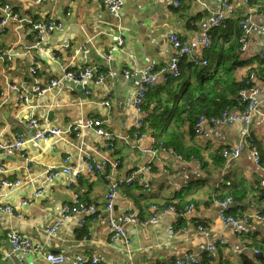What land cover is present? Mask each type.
Segmentation results:
<instances>
[{
	"label": "crops",
	"instance_id": "obj_1",
	"mask_svg": "<svg viewBox=\"0 0 264 264\" xmlns=\"http://www.w3.org/2000/svg\"><path fill=\"white\" fill-rule=\"evenodd\" d=\"M121 2V9L111 13L97 0H0L2 7H10L8 12L0 9V19L12 13L0 33V52L10 57V61L0 57V141H14L17 135L29 138L31 118L43 129L65 131L100 120L116 138V149L110 151L103 137L80 129L79 136L29 142L19 154L6 157L0 152V206L21 216L0 211V264H50L49 254L63 256L65 264H77L78 258H96L97 264H175L188 254L201 260L213 254L215 264L221 259L229 264H260L264 221L242 224L236 230L223 223L214 200L233 188L247 190V198L233 204L232 216L264 218L263 173L249 151L229 163L219 157L223 150L236 148L247 132L264 148L262 117L255 115L249 126L210 127L207 139L197 137L189 123L177 125L173 120L168 129L174 144L170 150L175 153L155 149L153 132L135 133L134 98L142 78L125 76L149 68L159 71L174 54L172 35L188 42L204 39L225 2L235 13L230 21L247 10L245 0H181L180 8L162 0ZM252 17L254 27L244 53V60L252 65L236 71L238 80L248 77L252 68L264 70V65L259 67L264 61V14ZM50 20L61 24L63 31L38 38L32 23ZM36 43L40 45L32 49ZM88 69L106 75V81L77 84L66 77L67 72ZM52 80H60L61 87L44 95L35 92ZM254 83L264 113L262 75ZM164 84L160 79L158 86ZM79 85L84 88L81 92ZM155 105L147 109L145 104V119ZM180 153L184 159L178 158ZM89 157L96 166L106 161L109 167L94 174L85 163ZM68 168L74 169L71 175L63 173ZM59 170L57 177L48 178ZM128 178H133L132 185L121 189L114 207L127 233L125 242L110 230L103 210L112 183H125ZM4 181L18 183L9 188ZM77 198L96 208L100 217L87 219L84 226L81 218L74 217L56 234H48L46 230ZM153 205H174L180 216L154 212ZM131 213L148 224L126 222L124 217ZM152 217L157 220L152 222ZM12 231L31 240L35 251L7 257L12 252L8 241ZM210 246H214L211 253Z\"/></svg>",
	"mask_w": 264,
	"mask_h": 264
},
{
	"label": "built area",
	"instance_id": "obj_2",
	"mask_svg": "<svg viewBox=\"0 0 264 264\" xmlns=\"http://www.w3.org/2000/svg\"><path fill=\"white\" fill-rule=\"evenodd\" d=\"M102 2L105 6L108 7V10L111 13H116L121 9L122 2L121 0H97ZM165 3L171 4L174 8H180L181 0H162ZM246 4L250 2V0H245ZM0 9H3L5 12L10 10L9 6L2 7L0 5ZM234 10L230 7L228 2L223 4L221 11L217 14L216 18L213 21V28H220L228 22V19L231 16H234ZM12 18V13L10 12L6 18L0 19V33L4 30V28L8 25V19ZM252 15L248 14L242 21L239 23L241 28L244 31V36L241 39V53L244 54L249 45V36L254 27L252 23ZM32 29L38 38H42L43 36H48L57 31H63V26L57 23L54 20H50L47 22H34L32 23ZM264 31V28H262ZM172 48L174 50V54L170 59V62L159 71L153 68H149L146 70H138L134 72H126L125 76L127 78H135L141 77L142 82L140 87L136 92V96L134 98V108L136 114L138 115V121L136 123V130H139L144 127L145 122V113L144 106L146 104L148 96L153 93L158 86L160 79L167 81L168 79H178L181 76V63L184 59L189 60L195 66H203L207 65V61L201 56V52L205 53L212 47V38L208 36L201 40H194L191 42L183 41L178 35H172L170 38ZM40 44L36 43L34 47H38ZM123 41H119V46H123ZM28 48V49H31ZM0 57L10 61V57L7 55V52H0ZM66 77L77 83L83 84L88 80H93L97 84H101L106 81L107 76L103 74H97L94 69L82 70L77 73L67 72ZM252 81V86L249 88L242 90L240 95V102L243 105L242 109L237 107L233 109H226L220 115L216 117H205L201 116L197 119L194 124V132L195 135L201 139L209 138L208 128L213 126H224V127H233L236 124H245L249 126L252 123V119L255 115H259L262 117L264 122V113L260 111V103L257 100V95L259 93L254 80L257 79L254 73L250 76ZM61 87L60 80H52L49 83L38 86L35 89V92L38 95H44L46 93L52 92L55 89ZM29 129L33 132L32 135L28 138L22 135H17L14 141H0V152L8 157L14 154L22 153L24 147L27 143L31 142L34 144H39L44 141H48L50 139L73 136L75 133L79 136L80 129H87L90 131H94L97 135L103 137L108 142V148L110 151H114L116 149V138L107 131L104 127V123L100 120H92L88 122L86 125H81L79 128H75L73 130H62L59 128H49L43 129L39 123V121L35 118H31L28 123ZM256 138L250 132H247L245 139L240 142V144L236 148L225 149L221 152V157L225 163H229L235 159H237L245 150H248L250 155L253 158L254 163L260 167L263 178L260 182V188L264 189V166L261 163V157L259 150L256 146ZM179 159H182L178 156ZM86 166L90 172H97V170H106L109 167V164L104 161L101 165L96 166L93 158L89 157L86 161ZM117 166V165H115ZM60 171H52L49 173L48 178L51 180L57 177L60 174ZM74 169L68 168L63 171L64 174L71 175ZM133 182V178H128L125 183L115 182L112 183L109 192L107 194L106 205L103 210V214L105 215L107 224L110 230L115 234L116 237L123 238L125 242L127 241V233L120 226L118 220L115 217L114 207L116 199L118 198L121 189L123 186H129ZM18 182H3L2 184L6 187L13 188L17 185ZM234 200L232 197H227L226 199H218L214 200V204L220 208L221 219L224 224L230 225L236 230H238L242 224H249L253 221H264V218L261 215H245L241 218L233 217L229 215V211L234 204ZM193 207H188V213L192 211ZM151 210L154 212H160L162 215H172L174 217L180 216L178 210L175 206H169L167 208H159L157 205H153ZM0 211L8 213L12 217H19L15 210L11 207L0 206ZM99 211L83 202H81L78 198L76 199L74 205L67 206L64 208L62 217L54 224L53 227L48 228L46 232L48 234H56L61 227L67 222L69 219L74 217L81 218V225L84 226L86 220L89 218H98L100 217ZM124 220L128 223H140L141 225L148 224V221L141 220L136 213L128 214L124 217ZM157 220V217H152L151 221L154 222ZM8 241L11 245L12 252L7 255L10 257L13 253L22 252V253H32L35 251L33 243L31 240L23 237L20 233L12 231L8 234ZM224 244V242H222ZM210 253L214 251V246L209 247ZM256 254L259 253L258 250L255 251ZM47 261L50 264H65V258L60 255L49 254L47 256ZM202 260L196 258L192 255H185L182 259L177 260L175 264H200ZM98 261L96 258L88 259V258H78L77 264H97Z\"/></svg>",
	"mask_w": 264,
	"mask_h": 264
},
{
	"label": "trees",
	"instance_id": "obj_3",
	"mask_svg": "<svg viewBox=\"0 0 264 264\" xmlns=\"http://www.w3.org/2000/svg\"><path fill=\"white\" fill-rule=\"evenodd\" d=\"M248 14H264V0H250L244 14H236V17L226 22L223 27L212 29L210 32L212 47L203 55L204 60L207 61L203 70L200 66H195L184 59L188 63L185 64L184 60L182 61L180 78L168 79L164 85L158 86L156 91L148 96L147 109L153 104L156 105L144 119V127L135 131L138 136L151 131L157 141L155 149L161 148L174 152L170 150L173 149L174 144L169 139L172 133H169L168 129L173 120L177 125L189 123L191 131L195 134L194 124L199 117H216L226 109L235 107L242 109L239 93L252 86L251 73H255L259 78L262 75L264 78V70L261 68H252L248 72V77L244 79L238 80L236 77V71L239 68L252 65L244 60V54L241 53V39L244 31L239 23ZM262 65L264 61L259 67ZM256 146L264 166V148L258 143ZM174 150L178 152V149ZM178 156L184 159L181 153ZM219 157L222 159L221 152ZM131 185L132 183L129 186ZM247 196V190L233 188L228 194L221 195L218 199L232 197L237 203L245 200ZM233 212V209H230L229 215L232 216ZM258 262L264 264V257L258 255ZM200 264H215L213 254H206ZM220 264L229 263L221 259Z\"/></svg>",
	"mask_w": 264,
	"mask_h": 264
},
{
	"label": "water",
	"instance_id": "obj_4",
	"mask_svg": "<svg viewBox=\"0 0 264 264\" xmlns=\"http://www.w3.org/2000/svg\"><path fill=\"white\" fill-rule=\"evenodd\" d=\"M200 69H201V70H203V69H204V67H203V66H200ZM77 90L81 92V91H83V90H84V88H83V86H82V85H79V86H77Z\"/></svg>",
	"mask_w": 264,
	"mask_h": 264
}]
</instances>
